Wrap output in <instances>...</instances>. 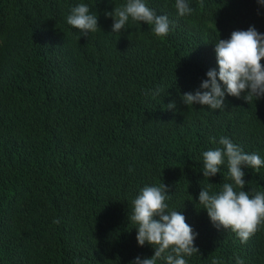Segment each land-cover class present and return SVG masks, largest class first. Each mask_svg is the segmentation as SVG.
Listing matches in <instances>:
<instances>
[{
    "label": "trees",
    "instance_id": "obj_1",
    "mask_svg": "<svg viewBox=\"0 0 264 264\" xmlns=\"http://www.w3.org/2000/svg\"><path fill=\"white\" fill-rule=\"evenodd\" d=\"M187 2L194 11L181 17L175 0H145L172 23L157 37L131 19L112 32L105 12L127 0H0V264L151 257L154 247L138 244L129 217L140 189L163 183L169 209L198 233L200 253L188 264H264V228L241 243L199 203L202 188L234 184L226 161L203 175V152L222 147L220 137L264 159V97L226 94L221 110L182 100L218 71L215 42L253 25L264 33V5ZM80 3L98 16L100 29L88 36L66 19ZM243 170V190L264 192V167Z\"/></svg>",
    "mask_w": 264,
    "mask_h": 264
},
{
    "label": "clouds",
    "instance_id": "obj_2",
    "mask_svg": "<svg viewBox=\"0 0 264 264\" xmlns=\"http://www.w3.org/2000/svg\"><path fill=\"white\" fill-rule=\"evenodd\" d=\"M258 3L264 5V0H258ZM174 6L181 17L194 11L187 0H175ZM105 15L113 18L112 32L116 33L127 30L130 19L152 26L157 37H166L172 30L168 16L158 15L145 0H127L126 4L106 11ZM66 19L83 36L100 29L98 16L91 14L89 6L84 3L73 7ZM215 54L218 71L215 68L208 70L207 79L202 80L194 93H183L185 104L189 107L200 104L212 110H221L226 105V94L243 98L249 103L253 98L264 97V64L261 62L264 60V33H260L254 25L247 30H235L230 38H220L215 42ZM175 107V101L167 105L168 109ZM213 142H216L215 138ZM219 144L222 147L203 152V175L207 178L215 176L226 161L234 184L224 183L219 193L210 194L209 189L202 188L199 203L218 229H230L241 243H247L264 228V192L250 196L248 191L243 190L247 183L243 169L249 167L259 172L264 167V159L255 152H245L226 136L220 137ZM237 188L241 190L237 191ZM169 199L168 186L163 183L145 185L132 201L129 219L138 230V244L152 245L155 252L151 257L137 256L130 264H157L158 260H163L165 264H188L185 257L200 253L195 245L198 233L186 222L181 211L169 209ZM53 223L59 224L60 220L56 219ZM212 264H221V261L214 258ZM236 264H244L243 259L236 257Z\"/></svg>",
    "mask_w": 264,
    "mask_h": 264
}]
</instances>
